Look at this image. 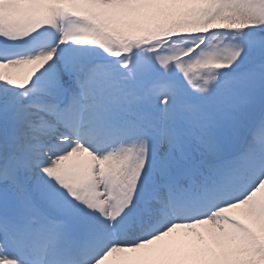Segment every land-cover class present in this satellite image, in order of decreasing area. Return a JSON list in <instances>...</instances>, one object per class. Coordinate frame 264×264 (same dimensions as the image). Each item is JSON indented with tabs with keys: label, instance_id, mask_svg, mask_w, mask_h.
Masks as SVG:
<instances>
[{
	"label": "snow or ice",
	"instance_id": "6c2138e0",
	"mask_svg": "<svg viewBox=\"0 0 264 264\" xmlns=\"http://www.w3.org/2000/svg\"><path fill=\"white\" fill-rule=\"evenodd\" d=\"M0 264H264V0H0Z\"/></svg>",
	"mask_w": 264,
	"mask_h": 264
}]
</instances>
